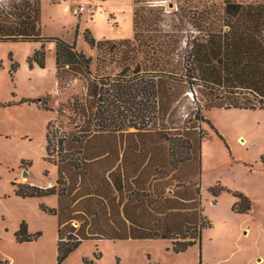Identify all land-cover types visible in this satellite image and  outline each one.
<instances>
[{"label": "trees", "instance_id": "obj_1", "mask_svg": "<svg viewBox=\"0 0 264 264\" xmlns=\"http://www.w3.org/2000/svg\"><path fill=\"white\" fill-rule=\"evenodd\" d=\"M134 1L133 37L97 39L85 30L97 50L94 73V58L76 40L43 35L40 0H0V42H42L30 68L46 67L45 44L55 42L58 80L86 81V98L72 104L84 124L52 160L56 184L13 183L22 198L58 195L57 207H39L57 217L59 264L86 240L168 239L177 253L201 246L211 227L202 198L204 124L225 139L204 110L264 109V0L184 2L170 11ZM112 63L118 72H100ZM51 145L48 132L46 160ZM233 193L240 199L232 209L251 212L252 200ZM14 235L24 243L43 232L23 220Z\"/></svg>", "mask_w": 264, "mask_h": 264}, {"label": "rangeland", "instance_id": "obj_2", "mask_svg": "<svg viewBox=\"0 0 264 264\" xmlns=\"http://www.w3.org/2000/svg\"><path fill=\"white\" fill-rule=\"evenodd\" d=\"M224 1L144 0L142 4L162 5L170 11L184 2L204 8ZM40 2L43 35L76 40L78 49L94 58V73L97 50L86 41V29L97 39L134 35V0ZM81 3H86L89 11L74 14ZM188 28L193 27L189 24ZM41 44L0 42V264H59L56 216L42 211L36 199L17 196L13 183L56 184L57 166L52 160L60 158L59 142L79 134L78 127L84 124L72 104L76 97L86 98L87 86L85 79L73 74L58 80L55 42L45 44L46 67L35 64L30 68L28 58ZM105 70L116 73L120 67L112 63L100 72ZM204 113L228 145L204 124L209 135L203 142L202 198L211 227L203 230L201 246H191L178 255L167 240H86L60 264H264V109L215 108ZM48 132L52 138L51 161L46 160ZM241 136L246 138L245 144L240 142ZM211 189L219 195L214 196ZM234 191L252 200L251 212L232 209L240 199ZM48 200L51 204L55 198ZM23 220L31 232L41 230L43 235L18 243L14 233Z\"/></svg>", "mask_w": 264, "mask_h": 264}, {"label": "crops", "instance_id": "obj_3", "mask_svg": "<svg viewBox=\"0 0 264 264\" xmlns=\"http://www.w3.org/2000/svg\"><path fill=\"white\" fill-rule=\"evenodd\" d=\"M56 167V166H55ZM56 174L58 176V170H57V167H56ZM22 198V197H21ZM55 198V200L52 202L51 201V204H49V201L48 199H53ZM23 199H36L38 201V203L40 204L41 202H45V203H48L50 206H53V207H57L58 206V195H50V196H44V197H34V198H23ZM57 218V217H56ZM30 231H31V228H30ZM119 240H167L170 242V246H172V241L171 240H168V239H119ZM114 241H117V240H114ZM195 245H198V243L194 244L193 246ZM170 248H168V252H169ZM174 251V250H173ZM187 251V250H186ZM186 251L184 252H180V253H177L175 252L176 254L178 255H182L184 254Z\"/></svg>", "mask_w": 264, "mask_h": 264}, {"label": "built area", "instance_id": "obj_4", "mask_svg": "<svg viewBox=\"0 0 264 264\" xmlns=\"http://www.w3.org/2000/svg\"><path fill=\"white\" fill-rule=\"evenodd\" d=\"M89 6L86 3H81L78 4L75 8H74V14L76 15H80L83 14L85 12L89 11Z\"/></svg>", "mask_w": 264, "mask_h": 264}, {"label": "bare ground", "instance_id": "obj_5", "mask_svg": "<svg viewBox=\"0 0 264 264\" xmlns=\"http://www.w3.org/2000/svg\"><path fill=\"white\" fill-rule=\"evenodd\" d=\"M239 140H240V142H241L242 144H245V143H246V138L243 137V136H241V137L239 138Z\"/></svg>", "mask_w": 264, "mask_h": 264}, {"label": "water", "instance_id": "obj_6", "mask_svg": "<svg viewBox=\"0 0 264 264\" xmlns=\"http://www.w3.org/2000/svg\"><path fill=\"white\" fill-rule=\"evenodd\" d=\"M27 174H28V172H27V171H25V172H24V175H27Z\"/></svg>", "mask_w": 264, "mask_h": 264}]
</instances>
